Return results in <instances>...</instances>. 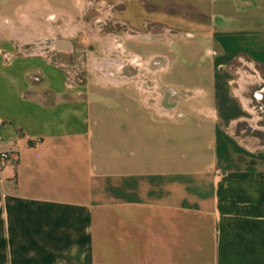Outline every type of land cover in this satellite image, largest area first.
<instances>
[{
    "label": "crops",
    "instance_id": "crops-1",
    "mask_svg": "<svg viewBox=\"0 0 264 264\" xmlns=\"http://www.w3.org/2000/svg\"><path fill=\"white\" fill-rule=\"evenodd\" d=\"M93 1L122 29L47 0L0 18V150L18 155L0 170V264H264V0H212L213 22ZM63 15L72 40L53 37Z\"/></svg>",
    "mask_w": 264,
    "mask_h": 264
},
{
    "label": "rangeland",
    "instance_id": "rangeland-1",
    "mask_svg": "<svg viewBox=\"0 0 264 264\" xmlns=\"http://www.w3.org/2000/svg\"><path fill=\"white\" fill-rule=\"evenodd\" d=\"M35 0H0V18L4 17V16H12L15 20H16V24L18 26H20V22L16 19V15L18 14V12L25 6L28 5L32 2H34ZM49 1L53 6H58L61 8H66L69 11H71L72 13H74V15L76 16V18L78 19V23H85V22H93L96 23L98 22V20L102 19L101 22H98L96 24H98L100 26V28H103V35L106 36L107 34L110 33H116L119 29H122V27L118 28L119 26H117V24H114L113 22V18L111 16H109V18H106V15L108 14V11H111V13H117L118 9L120 8V6L112 5L110 6V4L107 3H103L100 1H93L90 2L91 6H82L81 3H78L81 0H47ZM56 1V2H55ZM70 2V5H66V2ZM212 0H204V1H199V0H157V3L155 4L156 6L154 7H158L161 10H167L168 12H174V13H180V14H186L188 16H190L191 19H206L209 22H213V13L210 10V5H211ZM35 4V3H34ZM39 4H37L38 6ZM36 6V7H37ZM100 7V8H99ZM103 7V8H101ZM41 10V5H39L36 8V11H40ZM108 10V11H107ZM21 12V11H20ZM37 15V13H35ZM35 15V16H36ZM218 20H221L218 17ZM38 21V20H36ZM39 22V21H38ZM108 22V24H106ZM37 22H34V24H36ZM55 24L61 25V30H58L56 33H53V37H58V39H62V40H72V34L73 31L71 30V26L69 25L70 23L66 21V16H62L60 18H58V22H56ZM41 28V26H40ZM28 30H32V28L30 27V29L28 28ZM35 32V34L40 32V29H38V27L33 30ZM61 31V32H60ZM158 31V30H157ZM76 36H78L79 38H84L85 34L82 31H78V33H74ZM77 39V38H76ZM162 39L163 41H165L166 43H168L169 45L172 43L171 41H175L174 44L171 45V47H166V51L172 55L173 53L177 54L178 52H180V46L182 45L184 38H175V36H170V38L168 39L167 37L159 36L158 40ZM82 44H79V46ZM211 45V44H201L198 48V50L200 51V53L205 52L206 51V46ZM85 46V45H84ZM88 50L91 52L96 51V47H94L93 45H88ZM97 52V51H96ZM98 56H103V54H101V52H97ZM81 61L84 62V64L86 63V59L83 56L80 57ZM159 60V65L164 63V61H161V59ZM177 60L174 59L173 62V67L176 68L175 66H177ZM153 66H155L153 64ZM196 67V64L191 62L189 63L186 68L188 69H194ZM178 84L175 83V85L178 88H182L183 86H185L187 84V81H185L183 78H181ZM186 82V83H185ZM189 85L191 86H197L198 83L195 81H190ZM162 94L163 96H167V99L170 97L172 102H181V98L185 97V93L183 91H177V90H173L171 87H168L166 85H162ZM181 114L180 111H178L177 113V117H179ZM189 123V122H188ZM190 124V123H189ZM245 124H242L241 127H244ZM178 133L175 131V134ZM238 136L246 138V133L240 132V130L238 131ZM186 141V140H185ZM174 142V150H173V155H176L178 150L177 147L179 146H183L185 144V142L183 141V139H179V137H176ZM147 146H152V147H157L155 144L154 139H147V138H143V142H142V147H147ZM178 155V153H177Z\"/></svg>",
    "mask_w": 264,
    "mask_h": 264
},
{
    "label": "built area",
    "instance_id": "built-area-1",
    "mask_svg": "<svg viewBox=\"0 0 264 264\" xmlns=\"http://www.w3.org/2000/svg\"><path fill=\"white\" fill-rule=\"evenodd\" d=\"M18 162V155L11 150H0V170L9 166H15Z\"/></svg>",
    "mask_w": 264,
    "mask_h": 264
}]
</instances>
